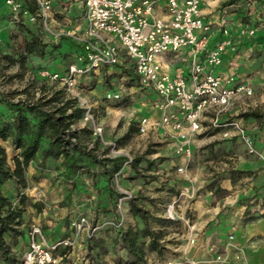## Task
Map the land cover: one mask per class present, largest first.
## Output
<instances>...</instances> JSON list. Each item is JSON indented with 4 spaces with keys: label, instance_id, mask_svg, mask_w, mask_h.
<instances>
[{
    "label": "rangeland",
    "instance_id": "374dc122",
    "mask_svg": "<svg viewBox=\"0 0 264 264\" xmlns=\"http://www.w3.org/2000/svg\"><path fill=\"white\" fill-rule=\"evenodd\" d=\"M216 1L218 5L212 14L224 18L232 14L238 15L244 24L255 30V39L264 37V0ZM52 2L56 11H63V19L56 16L55 21L51 23V30L58 34L57 37L51 36L36 24L13 25L9 22L8 14L0 12V113L8 102H30L39 98L42 85H47V89L62 88L60 82L43 73L53 69L59 74H64L70 62H77L79 54L74 51L76 44L61 33L67 30H82L83 0ZM31 33L40 35L46 45L45 50H51L50 54L44 59L29 58L24 69L16 64H9L3 58L4 55L21 49L24 40L29 38ZM260 56L264 66V45L256 54V58ZM123 66L132 73L131 66L126 61L117 67L100 68L79 78L81 97L90 106L95 123L101 128L100 136L93 135V140L85 139L82 145L86 146L87 150L96 146L93 152L96 160L115 156H123L126 159L129 157L131 160L140 159L136 164L137 169L128 164L117 179L112 177L110 185L117 195V200L113 205H108L107 212H103L97 208V184L102 180L99 164L84 158L82 162H78L83 169H78L76 177H69L66 175L64 164L66 160L38 159L28 170V177H34L36 181H31L35 190L31 188L25 191L29 204L24 213L25 224L18 228L23 231V235L14 233L4 237L5 246L14 260L4 263L0 249V264L20 262L27 249V232L33 222L40 224L46 237L52 242L61 239L65 233L75 237L72 223L80 217H86L91 224L98 225L99 229L90 237H87L85 230L79 231L74 249H58L57 255H67L59 264H122L125 250L117 242L118 229L127 231L141 227L138 218L131 212L132 205L150 217L151 230H161L165 233L164 238L159 241L163 245L162 254L158 256L147 252L144 264H157L160 261L187 264L184 263L185 258L203 264L207 255L203 249H197L200 244L205 247L208 243L218 246L217 241L211 239V235L204 234V228L208 224L198 233L195 246H188L187 228L183 221L177 217L170 219L166 216L167 207L178 199L180 190L186 184V180L175 171L180 159L174 154L173 142L160 131L145 135L138 133L136 124L140 117L149 115L155 118L158 115L151 107H141V102L153 95H146L137 86L135 76L119 74L120 67ZM256 66V63L250 65L247 75L252 76L255 83L251 84L253 96L236 101L225 113L219 115L218 119L238 120L253 137L263 158L246 155L241 141L231 136L233 129H205L193 138L189 165L191 183L198 192L191 201L180 200L175 204L178 217L184 216L194 222L204 221L212 207H219L225 212L232 222V228L225 232V236H233L232 242L240 249L241 260L245 264H249L248 259L254 257L260 260L259 264H264V184L256 186L261 175V165L264 164V153L258 147L259 143L264 144V119L245 120L241 117L243 113L252 111L264 115V76L261 79L253 76L255 72L251 70ZM110 89L120 93V101L124 105L115 108L113 106L116 102H106L103 99L106 91ZM78 102L80 107L84 108V104ZM214 117V113L205 114L202 125L208 126ZM85 125L90 126L82 119L74 127L80 129ZM131 125L134 129L129 137H125ZM224 132L229 135L223 136ZM95 137H98L96 142ZM105 153L106 156H103ZM147 163L152 164V169L148 172L144 170ZM209 185H212V190L208 188ZM123 191L129 192L131 197L120 203ZM226 199H231L233 203L226 204ZM30 203H40L41 212L31 207ZM177 204L180 207H177ZM246 219H250L247 225ZM147 243L148 239L146 245ZM234 252L231 251V255Z\"/></svg>",
    "mask_w": 264,
    "mask_h": 264
},
{
    "label": "built area",
    "instance_id": "2783aa9c",
    "mask_svg": "<svg viewBox=\"0 0 264 264\" xmlns=\"http://www.w3.org/2000/svg\"><path fill=\"white\" fill-rule=\"evenodd\" d=\"M9 22L16 26L39 24L45 32L57 37L51 30L55 17L63 14L56 11L52 0H4ZM84 28L80 32L67 30L63 36L70 38L81 47L77 62L70 65L64 74L44 72L51 79L60 82L68 95L83 103V120L90 124L94 136H100L101 128L96 125L90 106L81 97L79 78L100 68H111L128 62L135 76L137 86L152 94L141 102L142 108L151 107L158 117L142 116L136 128L140 135L160 131L167 139L174 141V154L180 162L176 173L186 180L177 200L166 210L170 219H181L187 228V244L195 246L199 229L194 221L184 216L178 217L175 211L177 201H191L198 189L191 183L189 165L192 157L193 138L205 129H233L231 136L238 138L246 155L261 158L254 139L238 120H219L236 101L250 98L252 87L237 81L233 74H219L215 70L221 66L225 53H237V47L228 38V29L223 23L218 29L225 37L214 47H209L212 23L206 22L201 14V0H83ZM255 30L239 24V35L253 36ZM252 50L246 51L250 57ZM187 64V70L172 64ZM236 67L235 61H229ZM117 90H108L104 99L108 102L120 100ZM214 113L206 127L202 118ZM228 132L223 136L227 137ZM131 162L127 157L124 166ZM120 172L115 174L117 179ZM32 190H35L33 188ZM31 190V191H32ZM131 194L123 191L124 199ZM227 202H230L228 199ZM177 207H180L177 204ZM75 237H66L51 242L37 222L29 226L27 249L18 264H59L67 255H57L59 248L74 249L79 231L85 230L87 237L93 235L98 225L91 224L86 217L72 223ZM228 235L225 243L218 248L207 245V258L203 264H245L241 251ZM231 251H235L231 255ZM184 263L198 264L185 258ZM157 264H172L161 262Z\"/></svg>",
    "mask_w": 264,
    "mask_h": 264
},
{
    "label": "trees",
    "instance_id": "16d2710c",
    "mask_svg": "<svg viewBox=\"0 0 264 264\" xmlns=\"http://www.w3.org/2000/svg\"><path fill=\"white\" fill-rule=\"evenodd\" d=\"M36 25L42 28L39 24ZM45 48L46 45L40 35L31 33L30 37L24 40L21 49L11 51V54H6L3 58L9 64H16L24 69L29 58H46L51 50L47 52ZM74 51L80 55L81 47L76 44ZM74 63L70 62L66 71ZM50 72L55 71L51 69ZM119 74L134 76L124 66L120 67ZM40 91V97L33 101L8 102L0 113V249L4 263L14 260L5 246L4 237L14 233L23 235V231H19L18 228L25 224L24 213L29 204V197L25 191L33 186L31 181H36L34 177H28V170L34 162L38 159L66 160L64 164L66 175L69 177H76L78 169H83L78 164L84 158L99 164L102 180L97 184L99 190L97 208L107 212L108 205H113L117 200V195L111 189L110 180L118 172L120 174L124 172V163L127 160L123 156L96 160L93 153L96 146L87 150L86 146L82 145L85 139L93 140L91 127L87 125L80 129L74 127L84 118L85 113L78 100L68 95L64 86L59 89L55 87L47 89V85H42ZM115 102L116 105L113 106L115 108L124 105L120 100ZM241 117L245 120L264 119V115L256 111L245 112ZM133 129V125L129 126L125 137H129ZM97 139L98 137H95L94 141ZM103 156H106V153ZM138 161L140 159H133L129 165L137 169ZM151 169V163L144 167L147 172ZM208 188L212 190L213 187L209 185ZM30 206L38 212L42 210L40 203H30ZM130 209L134 217L138 218L141 227L127 231L118 229L117 242L125 250L122 264H144L147 252L158 256L162 254L163 245L159 241L164 238L165 233L161 230H151L150 217L140 208L132 205ZM66 237H70L68 233L61 239ZM55 241L57 240H52ZM161 262L167 261L159 263Z\"/></svg>",
    "mask_w": 264,
    "mask_h": 264
},
{
    "label": "crops",
    "instance_id": "0c3cea01",
    "mask_svg": "<svg viewBox=\"0 0 264 264\" xmlns=\"http://www.w3.org/2000/svg\"><path fill=\"white\" fill-rule=\"evenodd\" d=\"M217 1L216 0H211V1H206V0H201V14L203 19L208 22L212 23L211 26V40L209 43V47H214V45L224 39L225 37L221 34L220 30L218 29V25L220 23L224 24V27L228 29L229 36L228 38H231L234 43L236 44L237 47V53H230L227 52L223 56V62L220 67H218L215 72L219 74H233L236 77L237 81H242L247 84H249L251 87V84H255L252 81V76L248 77L247 75L249 74L250 71V65H255L257 64L256 67H254L253 70L255 72V75H253L255 78H262L264 76V66H263V59L262 57H257L256 54L261 51L264 45V37L256 38L255 39V33L253 36H241L239 35V24L243 23L241 19H239L238 15L232 14L228 18H224L223 16H219L218 14H212L216 8H217ZM54 6V3H53ZM232 6V5H230ZM83 8V4H82ZM2 11V14H8L7 7L4 4V0H0V12ZM61 15H58L57 18H60ZM62 18V17H61ZM63 19V18H62ZM7 21V20H6ZM64 21V20H62ZM9 23V22H8ZM244 24V23H243ZM85 22L83 24L84 28ZM247 26L246 24H244ZM248 27V26H247ZM82 28V30H83ZM81 30V31H82ZM255 39V40H254ZM247 50H252V53L250 57L246 56V51ZM251 58V59H249ZM235 61L237 63V66L230 67L228 65L229 61ZM252 60V61H250ZM172 67H177L181 66L185 72L187 70V64H181V63H175L171 65ZM253 89V87H252ZM254 93V90H253ZM253 96V95H252ZM251 98V97H250ZM248 99V98H246ZM157 113V112H156ZM158 115V113H157ZM158 117V116H156ZM170 141H174L173 139H170ZM256 145V143H255ZM174 146V142H173ZM259 149H261L264 153V144L261 145L260 143L258 144ZM261 175L260 179L257 181L256 186H262L264 184V164L261 165ZM31 188H34L31 187ZM198 192V191H197ZM228 199H226V204L231 205L233 201L230 200V202H227ZM209 214L206 216V219L204 221H196L198 225V229L201 231L205 227L206 224L208 226L204 228L205 235H211V239L214 241H217L216 243L218 244H212L220 248L226 241V236L225 232H229V230L232 228L231 221H229L228 217L226 216L225 212H223L219 207H212L210 208V211L208 210ZM219 220V222H218ZM214 221V222H213ZM246 224L249 222V220H245ZM211 227V230H210ZM199 231V232H200ZM207 240V239H206ZM206 245H210L209 243ZM205 246L201 243L200 246L197 249H203L205 251ZM249 264H259L260 260L257 257L250 258L248 259Z\"/></svg>",
    "mask_w": 264,
    "mask_h": 264
}]
</instances>
